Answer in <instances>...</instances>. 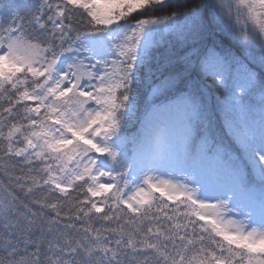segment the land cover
<instances>
[{
    "label": "snow or ice",
    "instance_id": "1",
    "mask_svg": "<svg viewBox=\"0 0 264 264\" xmlns=\"http://www.w3.org/2000/svg\"><path fill=\"white\" fill-rule=\"evenodd\" d=\"M0 172V264H264V0H0Z\"/></svg>",
    "mask_w": 264,
    "mask_h": 264
},
{
    "label": "trees",
    "instance_id": "2",
    "mask_svg": "<svg viewBox=\"0 0 264 264\" xmlns=\"http://www.w3.org/2000/svg\"><path fill=\"white\" fill-rule=\"evenodd\" d=\"M14 2H17V3H19V2H30V0H14ZM148 15H152V14H150V13H134V14L132 15L131 20H130L129 22H132V21H134L135 19H139V18H141L142 16H148ZM157 15H158V14H157ZM219 126H220V121L217 120V121H216V127L219 128ZM16 174H17V175L20 174L18 170H17V173H16ZM177 176H178V178H180V177L183 176V174H181V173H177ZM3 181H6V178L3 176L2 172H0V182H3Z\"/></svg>",
    "mask_w": 264,
    "mask_h": 264
}]
</instances>
